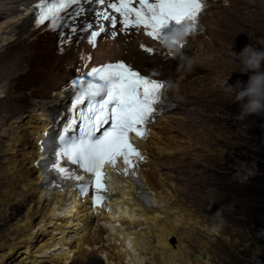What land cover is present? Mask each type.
<instances>
[{
	"label": "bare ground",
	"instance_id": "6f19581e",
	"mask_svg": "<svg viewBox=\"0 0 264 264\" xmlns=\"http://www.w3.org/2000/svg\"><path fill=\"white\" fill-rule=\"evenodd\" d=\"M212 1L205 34L170 57L143 29L114 40L102 35L94 47L81 27L73 35L66 28L35 25L38 0H0V264H90L96 258L105 264H218L219 242L242 243L192 210L197 195L191 173L213 155L212 148L204 151L197 143L214 134L216 124L206 113L221 94V81L237 80L233 68L244 46L264 47L263 32L255 29L257 18L264 19V0ZM85 55L93 57L88 67L123 60L173 85L166 105L174 110L149 125L147 140L136 141L146 157L138 176L148 204L137 198L136 183L115 176L107 211L88 212L73 185L56 190L42 185L40 161L47 156L42 141L52 127L47 112L65 116V86L88 71Z\"/></svg>",
	"mask_w": 264,
	"mask_h": 264
},
{
	"label": "snow or ice",
	"instance_id": "6c2138e0",
	"mask_svg": "<svg viewBox=\"0 0 264 264\" xmlns=\"http://www.w3.org/2000/svg\"><path fill=\"white\" fill-rule=\"evenodd\" d=\"M88 3L104 6L103 11L96 13L99 30L94 27L97 21L84 26L94 47L98 46L102 33L108 32L112 39H116L121 32L127 35L131 30L141 28L146 36L163 43L168 34H163L162 29L169 22H175L177 26L188 23L195 33L206 7L205 0H88ZM70 8L73 11L69 13ZM33 11L37 26L48 21V29L57 31L68 24L66 15L74 19L85 9L82 0H38ZM118 24L122 27L118 28ZM76 32L77 28L73 27L72 34ZM184 46L185 43L180 45L181 49ZM140 47L145 52H153L143 44ZM83 59L88 67L93 57L85 55ZM65 87L74 90V95L67 107L66 123L58 133V143L53 147L51 167L59 177L77 182L75 187L81 196L89 187L93 188V207L99 206L107 211L104 168L107 166L118 175L138 183L139 163L146 157L131 142V134L147 139L148 126L155 121L166 101V83L151 78L123 60H116L88 67L87 72L70 80ZM77 127L78 135H66ZM61 161L75 165L80 171L65 167Z\"/></svg>",
	"mask_w": 264,
	"mask_h": 264
},
{
	"label": "rangeland",
	"instance_id": "374dc122",
	"mask_svg": "<svg viewBox=\"0 0 264 264\" xmlns=\"http://www.w3.org/2000/svg\"><path fill=\"white\" fill-rule=\"evenodd\" d=\"M257 20L255 29L264 35V19ZM241 69V64L233 68L236 72ZM233 101L222 87L218 100L206 113L216 124L212 127L214 134L208 141L201 138L197 144L204 151L212 148L213 155L211 160L198 161L191 173L197 195L191 208L197 215L215 220L224 235L242 241L235 247L219 242L215 246L218 264H264V114L242 115ZM232 109L241 115L240 122H232L238 114ZM230 169L234 170L233 175H229ZM244 243L249 246L246 248ZM212 257L215 258L214 254ZM95 261L90 264H105L98 258Z\"/></svg>",
	"mask_w": 264,
	"mask_h": 264
},
{
	"label": "clouds",
	"instance_id": "9594fccd",
	"mask_svg": "<svg viewBox=\"0 0 264 264\" xmlns=\"http://www.w3.org/2000/svg\"><path fill=\"white\" fill-rule=\"evenodd\" d=\"M205 4L206 7L203 9L201 16L198 20V30L195 33H193V29L188 23H184L182 26L175 27L170 33L166 31L163 33V34H168V33L169 34L167 38L164 40V42L160 43V45L161 47L165 48L167 51L172 53L171 55H169L170 57H173L175 54H178L182 52L183 49L187 48L190 45V38L205 34L207 27L205 25L204 18L206 17V12L213 7V1L205 0ZM65 19L68 20V24L65 25L62 29L66 28L68 29L69 32H72L73 27L82 28V24H81L82 21L74 22L72 17H70V19L65 17ZM59 34H62L64 36V32H61ZM184 43L185 46L181 49L180 45H183ZM237 57L239 59V63L242 66V69L239 72L234 71L237 80L231 83H227L228 79H226L221 81V85L226 90H228V92L231 91L232 93H235L233 95H230L229 98L231 97L234 99L233 103L240 108V113L242 115L253 116V115L264 114V50L254 48L251 45H246L241 49ZM181 59L188 65L192 63L191 57L181 56ZM165 83H166V92H167L170 89V87L173 85L167 82ZM68 106L69 105H66V108ZM172 110H174V106L173 105L167 106L165 101V103L161 106L159 113L156 115L155 118L156 120L154 122H157L159 119H161L163 116H165ZM231 111L238 113L236 109H232ZM54 112H56V110ZM240 118L241 115L238 113L235 116V118L232 120V122L234 121L240 122ZM66 120H67V116H65L64 118V121ZM262 122L264 123V119L262 120ZM233 125L235 126L234 128H236V124ZM60 126L62 127V125ZM58 133L59 131L56 132V135H58ZM49 137L52 138V134L48 132L45 140H47ZM149 137H150V129L148 126L147 139ZM135 138L136 137L134 136L133 144L140 150V146L136 143L137 139L139 138L136 139ZM147 139H140V140H147ZM41 168L43 169L41 171V174L43 175L42 185L45 189L56 190L60 188H67L69 185H73L74 188H76L75 185L67 181V179L61 180V177H59L58 174L52 169L51 163L46 166H41ZM106 168L109 167L106 166L104 168V173L106 178L103 182L107 187L106 195L108 199L104 201V204L107 205V201L110 200V196H111L109 185L112 181L113 176H115L118 179L124 177L118 175L109 168L111 170V178L109 179ZM136 179L138 180V183H136L137 198L148 204L150 202L149 195L146 193L145 187L140 182L139 176ZM89 189L91 191L89 192L88 190V192L83 196H81L79 194V190H77V198L79 199L83 207H87L88 212H93L94 210L90 209L89 207H93L91 195L94 189L91 187H89ZM97 207L101 208L99 206ZM203 259H206V255H203Z\"/></svg>",
	"mask_w": 264,
	"mask_h": 264
}]
</instances>
